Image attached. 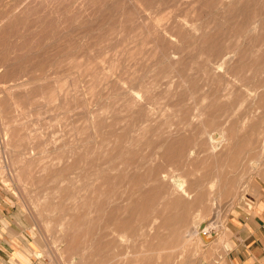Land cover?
Masks as SVG:
<instances>
[{"label":"rangeland","instance_id":"1","mask_svg":"<svg viewBox=\"0 0 264 264\" xmlns=\"http://www.w3.org/2000/svg\"><path fill=\"white\" fill-rule=\"evenodd\" d=\"M222 1L109 0L96 14H82L87 16L79 22L89 5L78 0H0V193L6 228L22 234L23 249L40 264H163L165 255L174 256L169 264H226V250L264 249V238L254 231L264 224V168L254 164L264 160V123L251 143L248 132L235 136L229 131L216 147V154L227 156L218 164L202 155L187 167L168 160L180 145L194 151L200 121L230 126L226 121L238 120L246 126L264 120L259 108L264 93V0ZM142 4L150 5L146 15L160 23L177 16L181 41L176 59L139 53L142 24L137 10ZM253 20L252 30H240L243 22ZM113 25L117 28L111 36L106 30ZM157 43L167 45L165 40ZM155 44L150 41L145 48ZM226 45L243 52V71H207L206 57ZM253 87H258L256 94L250 92ZM130 89L140 96L148 90L152 109L143 124L148 132L135 146L128 145L134 135L131 123L143 115L125 105L124 91ZM163 125L169 135L158 129ZM254 146L257 151L250 153ZM159 150L166 153L162 158L153 154ZM236 153L241 164L239 198L245 205L224 196L216 200L214 194L218 180L229 174L228 157ZM148 157L177 185L188 187L190 178L201 177L205 187L214 185L208 214L217 205L222 229L209 241L194 238L186 248L166 250L159 258L156 249L168 241L169 229H159V237L150 241L136 239L132 231L122 233L116 244L107 245L101 238L104 224L118 217L133 223L140 207L148 206L136 184L151 169L115 171L112 165L146 164ZM187 169L191 174L185 176ZM130 188L135 192L127 206L123 192ZM150 211L146 220L152 217ZM176 212L169 209L157 223L171 224ZM260 230L264 235V228Z\"/></svg>","mask_w":264,"mask_h":264},{"label":"bare ground","instance_id":"2","mask_svg":"<svg viewBox=\"0 0 264 264\" xmlns=\"http://www.w3.org/2000/svg\"><path fill=\"white\" fill-rule=\"evenodd\" d=\"M107 1H109V0H78V3H84L86 5H89V8H85L83 11H81L79 14V19H77V20L80 22V19L82 17H86L87 15L92 16V15L96 14L98 12L99 8H101L103 5H105L107 3ZM223 1L231 2L233 0H223ZM24 2H25V0H24ZM138 3H139V1H138ZM25 6H26V4H25ZM147 9H151L150 5H143L142 8H139V10H137L139 21L142 24V26H139L140 30H138V33H139V35H138V37H139V44H138L139 53H141L143 55H147L149 57H155V58L156 57L157 58L167 57V58H169V60L176 59L179 55L178 50H179V43L181 41L179 31H178L179 21L177 19V16L172 15L169 18V21L166 24H163V23H160V20L157 17H156L157 19L156 18L152 19L151 17H148L145 13V11ZM82 14H84V15L87 14V15L83 16ZM230 19H232V17ZM255 22H256V20H253L251 22V24H249V22H246V23L243 22L239 26V28L241 31L246 30V29L252 30L251 25L254 24ZM60 23H62V22H60ZM116 28H117V26H114V25L112 27L108 26L106 32H109V35L112 32L111 36L112 35L114 36V34L116 33V31H115ZM64 29H67V28H64ZM99 35H101V34H99ZM98 36H94V37H98ZM41 38H43V37L41 36ZM150 38H151L150 41L156 42V44H155L154 48L148 49L147 47L145 48V46L147 45V43H150V41H149ZM242 38H244V36ZM162 40L167 41L166 47H163V46H161V44L157 43V42H160ZM37 42H38V40H37ZM181 45H182V43H181ZM242 53L243 52L240 51L237 46H235V47H233L231 45H226L225 47L224 46H218V47L213 48V51L210 53V55L208 57H206L204 64H205V66L208 67L207 71L214 73L215 75H217V72L220 71V68L221 69L223 68L224 74H229L230 72H232V74L235 75L237 73H241L240 71H243ZM235 55H236V59H238L237 60V66L235 65L236 66L235 69L238 68L237 70H235L233 65H231L232 61L235 59L234 58ZM205 73H206V71H205ZM242 77H243V75H242ZM239 78H241V76ZM240 81H242V80H240ZM244 82L242 81V83H244ZM242 86L243 85L240 84L238 88H241ZM194 87L196 88V86H194ZM208 87H210V86H208ZM257 88L258 87L251 88L250 92L251 93L254 92L256 94L258 92ZM197 90H199V89H197ZM200 91H201V89L199 90V92ZM231 91H234V90L231 89ZM124 92H125V95H124L125 96V100H124L125 105L129 106L130 108L136 109L138 112H141L143 115L142 119L135 120L131 123L132 124V126H131L132 131L131 132H133L134 135H132L133 137L129 141L128 140L127 141H128L129 146H133V145L135 146L139 142V140L143 137V135L146 134L147 125H143V124L145 122H149V120H150L149 116L151 115V112H152V109L150 108L151 98L148 94L149 93L148 90L140 91L142 93L141 96L139 95V93L134 92L132 89L126 90ZM198 93H196V94H198ZM231 94H233V93H231ZM260 101H261L262 106H259V108H260V110L261 109L263 110L262 114H261V118L262 117L264 118V93H262V95L260 97ZM191 115H193V113H191L190 116ZM226 122L230 126H224L222 124H217V123H216V125H214L212 123L206 124L203 121H200L201 130L199 131V135L201 137H200V140L196 138L195 141L193 142L194 146L192 149L194 151L191 152V150H190L191 148H188L187 150H185L183 145H180L178 147V149H175L173 151L172 157L168 156V160H170V162H172L175 165H181L182 167H187V165L193 164V162L195 163V161L193 160L194 158L199 157V155H202V156H204V158L206 160L209 159V161H213V163L218 164L219 161H221V160L223 161L224 156H225V152H221L219 154H216V147L219 148L218 147L219 143L222 140H225L227 138V134L229 131H232V133L234 132L233 133L234 135H235V133H237V135L238 134L240 135L242 130H244L246 132L244 135L246 136L247 132H248V135L250 136V140H251L253 135L262 131L260 129H262V125L264 123V120H259V119L252 120L251 122H248L246 126L244 125L246 122H240L238 120L229 121V122L226 121ZM190 125H189V127H190ZM210 126L213 127L215 130H213L212 132L209 133L207 129ZM158 129L161 130V132L163 134H166V135L170 134V131H168L167 127H165L164 125L159 126ZM161 132L159 131V133H161ZM175 132H178V131H175ZM193 133H195V132H193ZM206 135H207V137H206ZM216 135L218 137H216ZM252 141L253 140H251L250 143ZM122 144L124 145V143H122ZM128 145H127V147H128ZM160 148H162V147L160 146L159 149ZM262 148H264V144L261 145V149ZM249 150L250 151L252 150L250 153H254L255 151H257V148H256V146H254L252 148L249 147ZM124 151H125V149H124ZM238 151H239V149H238ZM128 152H129V150H128ZM262 153H263V151H262ZM153 154L158 155V156H160V158H162V156H165L166 153L165 152L162 153L161 150H159ZM134 155H135V153H134ZM225 157L227 158V156H225ZM238 157H239V153H236L235 155H231L230 157H228V158H230L228 163H227L228 168H229V174L225 177L224 181H222L220 183V181L218 180V176L217 175L214 176L216 179V183L218 180V189H217L216 193H214V194L216 195V198H215L216 200L219 198H222L224 196V197H229L228 198V199H230L229 202L233 201L235 203V201H237V203L240 202V204H241V202H242L245 205L247 203V201H244L242 198H239L240 197L239 192H240V190L242 191V189H240V187H242L241 186L242 180L240 177V173H237V170L241 165V164H239ZM256 157H253V158H256ZM260 157H262V156L260 155ZM138 160H139V158H138ZM153 162H154L153 159L148 157L145 159L146 164H143V163L140 164L139 163L137 165H133L132 163L124 162V163H120L121 166H119V167L115 166V164L112 165L111 169L115 170V171H117V169H120V168L123 170L127 169L130 171H132L131 169H133V168L141 170L142 168L148 167L149 169H151V172L149 174L145 175L143 173L139 177L138 184H136L138 187V188L137 187L136 188L137 189L140 188L142 191L139 193H143L144 195L147 196V198H145V196H144V199L148 200V202H147L148 206L145 203L140 207L139 212H138V214L139 213L140 214L136 218V221L135 222L133 221V223L132 222L129 223L128 219L123 220L121 218L118 219L119 218L118 217L117 219L113 218L112 222H108L107 224H104L102 227L101 235H100L101 238H104L105 240H107V245H108V243L116 244V241L122 236V233L123 234L124 233H130L132 231V234H133V236H136V239H142V240L145 239V241H150L151 238L157 239L159 237L158 236V234H159L158 230L159 229H161V228L169 229L168 241L163 242L161 249H156V250H158V251H156V255L158 254L159 258H161V254L166 250L169 251L172 249L171 251H173V249L178 250V249L186 248L187 246H189L191 244V242L194 238L196 240L197 239H203V240L209 241L211 239L212 235H215L216 232H219L218 230L222 229L221 224H220V216L223 214L222 213L220 214V210L217 208V205H216L217 202L215 203V201H214L216 206H214V208H213L212 216H210V214H208V212H210V210H211L210 203H211V196H212V186H214V185L212 184V186L210 188L205 187V184L202 182V180H201L202 177H201L198 180L194 179V178L193 179L190 178V181L188 182L189 186L188 187H185V186L182 187V184L177 185L175 182L170 181V178H172V177H171V175L169 176V172H164V174L166 173L167 175H162L163 171L161 170V167L158 164L159 163L158 161H156L154 163ZM134 164H136V162ZM154 164L159 165V168L154 169V167L157 166ZM254 164L256 166H258L259 168L260 167L264 168V160L263 159H260L259 161L256 160V162H254ZM148 165H150V166H148ZM256 166H253V167H256ZM152 169H154L155 171L152 172ZM184 172H185V174H184L185 176L186 175L188 176L189 174H191V170L188 171V169L186 171L184 170ZM230 172H231V174H230ZM199 173H200V171H199ZM250 175H251V173H250ZM253 175L254 174H252V176ZM262 178L264 179V174H263ZM129 179L130 178L128 177V181H129ZM180 181H182V180H180ZM131 183H132V181H131ZM210 184H211V182H210ZM246 186H248V185H246ZM132 192L133 193L135 192V190L132 188H130V191L128 190L126 192H123V194L125 193V195H127V197L124 198L123 201H126V202L129 201L127 203V206H128V204H130V206H131L132 197H133ZM190 194H191V196H190ZM238 199H240V200L238 201ZM173 208H176L177 212H176V215L172 217L173 221L171 222V224L167 223V225H166L163 223L162 224L157 223V220H161V216L164 212L168 211L169 209H173ZM148 209H151L150 212H151L152 217L149 220H146V218L148 217V213H147ZM215 209H216V211H215ZM222 209H223V207L221 208V212H222ZM116 210L118 211L119 207H117ZM91 212H93V210ZM208 216H210L211 218L208 219V221L204 224V226L202 228H200L201 227L200 225L205 220H207ZM76 224H77V222H76ZM74 226H76V225H74ZM128 228H131V229H129V231H128ZM82 230L80 232H82ZM152 231H154L156 233H154L152 235ZM221 233H222V231H221ZM211 241H213V240H211ZM125 243H126V241H125ZM199 244H202V243H199ZM223 248H225V247H223ZM198 251H199V249H198ZM190 256H192V255H190ZM193 256H192V258H193ZM163 259H164L163 264H169L174 260V256L173 255L172 256L171 255H165V256H163ZM104 263H106V262H104ZM216 263H218V262H216Z\"/></svg>","mask_w":264,"mask_h":264},{"label":"crops","instance_id":"3","mask_svg":"<svg viewBox=\"0 0 264 264\" xmlns=\"http://www.w3.org/2000/svg\"><path fill=\"white\" fill-rule=\"evenodd\" d=\"M4 199L0 193V264H40L36 257L28 255L23 249L22 234L17 231L12 233L5 226L7 212ZM260 225L255 232H260L259 237L264 238ZM226 264H264V249H230L226 250Z\"/></svg>","mask_w":264,"mask_h":264},{"label":"water","instance_id":"4","mask_svg":"<svg viewBox=\"0 0 264 264\" xmlns=\"http://www.w3.org/2000/svg\"><path fill=\"white\" fill-rule=\"evenodd\" d=\"M203 226H201L200 228H202ZM201 230V229H200Z\"/></svg>","mask_w":264,"mask_h":264}]
</instances>
